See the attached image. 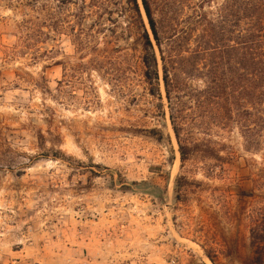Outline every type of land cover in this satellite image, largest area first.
<instances>
[{
  "label": "rangeland",
  "instance_id": "1",
  "mask_svg": "<svg viewBox=\"0 0 264 264\" xmlns=\"http://www.w3.org/2000/svg\"><path fill=\"white\" fill-rule=\"evenodd\" d=\"M103 1L0 0V264L264 260V135L253 150L235 129L213 138L220 162L182 165L142 33Z\"/></svg>",
  "mask_w": 264,
  "mask_h": 264
},
{
  "label": "trees",
  "instance_id": "2",
  "mask_svg": "<svg viewBox=\"0 0 264 264\" xmlns=\"http://www.w3.org/2000/svg\"><path fill=\"white\" fill-rule=\"evenodd\" d=\"M123 1L130 24L142 33L143 77L161 100L164 85L182 165L198 156L220 162L223 158L213 147V138L235 129L249 148L260 150L264 0H224L215 9L214 0ZM92 4L106 5L103 0ZM120 79L124 81L123 77L115 81ZM161 114L165 117L164 111ZM254 225L252 247L261 250L264 216ZM253 264H264L261 254Z\"/></svg>",
  "mask_w": 264,
  "mask_h": 264
}]
</instances>
